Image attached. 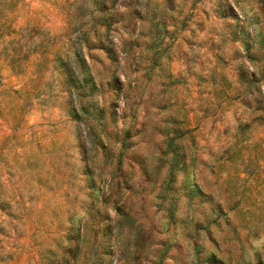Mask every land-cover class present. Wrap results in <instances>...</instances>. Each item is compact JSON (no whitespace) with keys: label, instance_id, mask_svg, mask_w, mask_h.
Here are the masks:
<instances>
[{"label":"rangeland","instance_id":"rangeland-1","mask_svg":"<svg viewBox=\"0 0 264 264\" xmlns=\"http://www.w3.org/2000/svg\"><path fill=\"white\" fill-rule=\"evenodd\" d=\"M0 264H264V0H0Z\"/></svg>","mask_w":264,"mask_h":264}]
</instances>
